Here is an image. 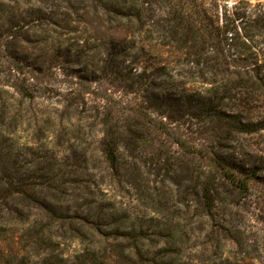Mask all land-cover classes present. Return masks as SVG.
<instances>
[{
  "label": "rangeland",
  "instance_id": "1",
  "mask_svg": "<svg viewBox=\"0 0 264 264\" xmlns=\"http://www.w3.org/2000/svg\"><path fill=\"white\" fill-rule=\"evenodd\" d=\"M200 1L221 12L239 0ZM165 17L92 11L69 34L37 27L29 45L12 47L21 61L16 69L0 42V173L46 194L58 212L52 216L19 194L9 196L1 183L0 264H264V130L223 142L259 171L248 191L221 190L216 220L190 181L196 164L170 138L136 126L147 133L120 151L117 168L106 159L107 126L153 97L156 77L167 91L179 85L191 97L219 100L224 110L264 117V93L226 90L228 81L212 80L209 67L179 43L180 32L163 25ZM47 43L80 55L55 61ZM136 70L151 75L140 90ZM16 83L48 87L47 95L23 97ZM187 132L200 146L213 138L210 130ZM75 212L92 214L91 224L74 221Z\"/></svg>",
  "mask_w": 264,
  "mask_h": 264
},
{
  "label": "trees",
  "instance_id": "2",
  "mask_svg": "<svg viewBox=\"0 0 264 264\" xmlns=\"http://www.w3.org/2000/svg\"><path fill=\"white\" fill-rule=\"evenodd\" d=\"M92 11L114 16L131 14L137 18L144 12L159 16L165 14L163 25L170 27L173 34L180 32L179 43L184 41L193 50L189 53L193 61H202L209 67L212 80L228 81L226 90L264 93V3H253L251 0H239L221 12H212L200 0H0V42H4L7 57L16 62L12 68L21 67V61L12 54V47L14 44L29 45L32 29L52 26V29H62L69 34L84 21V14ZM168 15H172L173 19L167 18ZM47 47L53 49L55 61H61V57L70 59L80 55L62 43L51 46L47 43ZM29 67L37 69L34 63ZM132 75L139 78L137 90L151 76L138 70ZM154 80L157 92L153 97L146 96L145 103L132 106L120 124L107 126L106 159L113 169L117 168L120 151L130 147L134 138L142 133L134 130L136 126L170 138L196 164L191 170L190 181L198 188L202 209L210 219L216 220L221 190L238 194L246 192L250 189V179L256 177L259 171L256 166L242 162L235 153L230 154L223 142L230 140L234 134L264 130V117L253 120L242 111L224 110L221 102L213 97L199 94L191 97L186 88L179 85H173L172 90L167 91L162 89L161 83H157L159 77ZM15 88L21 96L30 99L34 97V91L42 90L43 95H47L48 90L45 86L32 88L25 83H16ZM66 100L69 101L68 98ZM73 104L68 102L66 108H72ZM184 130L190 135H202L210 130L213 138H203L206 143L200 146L184 137ZM146 131L142 134L145 135ZM224 149L227 151L224 152ZM9 177L0 173V184L6 185L4 189L9 196L19 194L52 216H57L58 212L52 206L54 203L46 194L40 196L30 185L16 184ZM58 191L62 193L61 189ZM89 192L94 193L90 189ZM75 213L77 215L70 216L74 221L80 218L82 225L91 224L92 214L80 216ZM97 217L101 220L106 218L104 213ZM98 229L102 231V228ZM137 251L142 255L139 246Z\"/></svg>",
  "mask_w": 264,
  "mask_h": 264
}]
</instances>
